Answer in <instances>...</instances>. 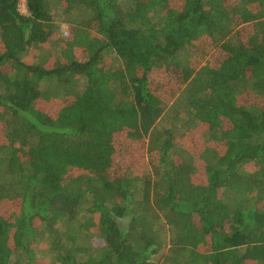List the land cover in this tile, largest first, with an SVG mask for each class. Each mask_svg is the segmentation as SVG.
<instances>
[{"label":"trees","instance_id":"trees-1","mask_svg":"<svg viewBox=\"0 0 264 264\" xmlns=\"http://www.w3.org/2000/svg\"><path fill=\"white\" fill-rule=\"evenodd\" d=\"M20 4L0 0V264H264V0Z\"/></svg>","mask_w":264,"mask_h":264},{"label":"rangeland","instance_id":"rangeland-1","mask_svg":"<svg viewBox=\"0 0 264 264\" xmlns=\"http://www.w3.org/2000/svg\"><path fill=\"white\" fill-rule=\"evenodd\" d=\"M20 9L22 10V12H26L27 11V6H26V0H21V4H20ZM61 35H64V36H67L66 34H69L70 33V26H69V23L66 22V21H63V22H60V32H59ZM83 82H79L77 81L74 85L75 88H79L81 86ZM57 88H60L59 85L57 86ZM59 92L62 93V91L59 89ZM175 103V100L171 103L170 107L172 108L171 110H173L170 114L168 115H165L160 121H158L157 125H159V129H162L163 127H167V128H176L175 127V124L176 122L178 121L177 117L174 116V111L176 109H174V104ZM176 112V111H175ZM185 115V113H181V115H179L181 118L182 116ZM179 126V125H178ZM2 127V124L0 123V128ZM178 130V129H177ZM148 147H149V138L147 139V144L145 145V148H146V152L147 153V160L149 162V158L148 157ZM147 169L151 172H153V168L152 166L150 165H147ZM89 216V214L85 211L82 215H81V219L83 221L87 220V217ZM94 219V218H92ZM91 220V218H90ZM165 218H162L159 222V224H164L165 222ZM93 221V220H91ZM157 224V222H156ZM39 255H41L42 259L43 260H49L48 258H51L53 257L52 253L49 251V249H46V250H38L37 251Z\"/></svg>","mask_w":264,"mask_h":264}]
</instances>
